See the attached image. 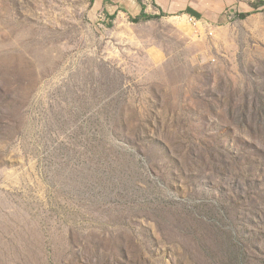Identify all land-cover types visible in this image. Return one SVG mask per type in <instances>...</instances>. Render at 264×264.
Segmentation results:
<instances>
[{"label": "rangeland", "instance_id": "374dc122", "mask_svg": "<svg viewBox=\"0 0 264 264\" xmlns=\"http://www.w3.org/2000/svg\"><path fill=\"white\" fill-rule=\"evenodd\" d=\"M137 1L0 0V264H264V0Z\"/></svg>", "mask_w": 264, "mask_h": 264}, {"label": "crops", "instance_id": "0c3cea01", "mask_svg": "<svg viewBox=\"0 0 264 264\" xmlns=\"http://www.w3.org/2000/svg\"><path fill=\"white\" fill-rule=\"evenodd\" d=\"M152 8L158 14L178 15L185 14L195 19H200L209 24L220 23L226 19V9L232 5L227 0H151ZM96 12L99 16L105 17L111 15H124L127 17H139L141 14V5L137 0H94ZM146 7L144 13H148ZM6 14V12H2ZM32 14H41L42 12H31ZM152 13H156L152 11ZM9 14V13H8ZM26 14V13H23Z\"/></svg>", "mask_w": 264, "mask_h": 264}, {"label": "trees", "instance_id": "16d2710c", "mask_svg": "<svg viewBox=\"0 0 264 264\" xmlns=\"http://www.w3.org/2000/svg\"><path fill=\"white\" fill-rule=\"evenodd\" d=\"M141 9H142V11H141V14H140V16L139 17H137L138 19L139 18H147V17H149V16H147L145 13H144V10H145V7L144 6H141ZM247 16V14L245 13V14H238V17L240 18V19H243V18H245Z\"/></svg>", "mask_w": 264, "mask_h": 264}, {"label": "built area", "instance_id": "2783aa9c", "mask_svg": "<svg viewBox=\"0 0 264 264\" xmlns=\"http://www.w3.org/2000/svg\"><path fill=\"white\" fill-rule=\"evenodd\" d=\"M99 18H100V21L101 22H104L105 21L102 16H99ZM188 20H189V22H191L193 24H197V21L193 17H188Z\"/></svg>", "mask_w": 264, "mask_h": 264}]
</instances>
